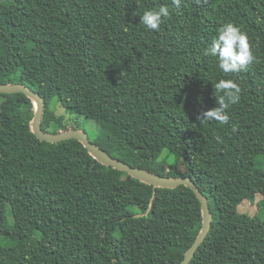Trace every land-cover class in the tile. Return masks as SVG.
Segmentation results:
<instances>
[{"label":"trees","instance_id":"16d2710c","mask_svg":"<svg viewBox=\"0 0 264 264\" xmlns=\"http://www.w3.org/2000/svg\"><path fill=\"white\" fill-rule=\"evenodd\" d=\"M229 22L255 57L234 74L204 55ZM219 79L239 103L227 124L197 120ZM18 82L45 99L44 131L68 129L56 97L99 123L90 140L111 156L196 182L213 219L189 264H264V219L238 210L260 194L264 216V0H0V83ZM32 116L25 94L0 93V264H179L201 227L194 192L154 188L76 139L40 141Z\"/></svg>","mask_w":264,"mask_h":264},{"label":"water","instance_id":"95a60500","mask_svg":"<svg viewBox=\"0 0 264 264\" xmlns=\"http://www.w3.org/2000/svg\"><path fill=\"white\" fill-rule=\"evenodd\" d=\"M23 93L25 94L33 104V116L30 121V128L34 135L40 141H46L49 143H57L60 141L68 139H76L79 141L83 147L87 150L89 155L96 159L99 163L110 166L114 169L123 171L130 175L131 177L138 179L141 182L152 185L154 188H176L180 185H184L190 188L200 203L201 209V227L192 242V244L187 248L184 256L179 264H189L193 258L199 245L204 241L206 235L208 234L211 223H212V213L210 211L209 202L207 197L202 193L196 182L193 181L189 176H165L151 171L145 170L143 168H138L129 165L121 161L120 159L111 156L106 150L98 146L96 143L92 142L88 134L78 128H68L67 130H60L56 133L44 131L41 128V120L44 113V108L46 105L45 99L39 94V92L31 89L28 85L18 82V83H0V93Z\"/></svg>","mask_w":264,"mask_h":264},{"label":"clouds","instance_id":"9594fccd","mask_svg":"<svg viewBox=\"0 0 264 264\" xmlns=\"http://www.w3.org/2000/svg\"><path fill=\"white\" fill-rule=\"evenodd\" d=\"M171 3L179 8L181 0H171ZM170 9L167 4H163L158 9H150L140 15V23L149 31H159L163 19L169 17ZM127 30V29H125ZM204 55L214 57L219 70L224 74L239 73L251 64L253 56L247 33L241 31L232 23H226L218 30L217 37L208 46ZM217 96L215 101L217 106L202 112L197 116V120L217 121L221 125L227 124L229 116L227 109L240 101L241 88L233 79H219L215 83Z\"/></svg>","mask_w":264,"mask_h":264},{"label":"rangeland","instance_id":"374dc122","mask_svg":"<svg viewBox=\"0 0 264 264\" xmlns=\"http://www.w3.org/2000/svg\"><path fill=\"white\" fill-rule=\"evenodd\" d=\"M49 107L55 112L57 115H64V119L68 128H78L84 130L89 138L94 139L98 130H99V123L92 119L88 118L82 114L67 112L66 109L58 102L56 97H53L50 100ZM166 150L163 152V154ZM172 156V155H171ZM170 156V160H173V156ZM200 185L204 188L205 185L200 182ZM261 198L260 194H256L254 203L249 202L248 200H243L240 205L238 206V210L240 212L249 213L251 215L258 214L262 219L264 216L259 211L258 201Z\"/></svg>","mask_w":264,"mask_h":264}]
</instances>
